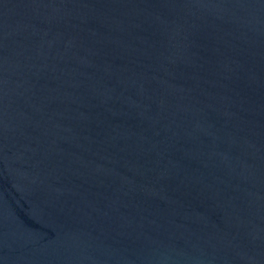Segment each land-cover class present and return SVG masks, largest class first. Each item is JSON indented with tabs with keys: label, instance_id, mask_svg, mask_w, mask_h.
Listing matches in <instances>:
<instances>
[{
	"label": "water",
	"instance_id": "95a60500",
	"mask_svg": "<svg viewBox=\"0 0 264 264\" xmlns=\"http://www.w3.org/2000/svg\"><path fill=\"white\" fill-rule=\"evenodd\" d=\"M0 264H264V0H0Z\"/></svg>",
	"mask_w": 264,
	"mask_h": 264
}]
</instances>
